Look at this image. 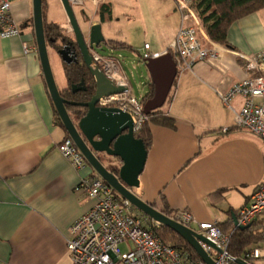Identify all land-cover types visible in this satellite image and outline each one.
Returning <instances> with one entry per match:
<instances>
[{
	"label": "crops",
	"instance_id": "obj_1",
	"mask_svg": "<svg viewBox=\"0 0 264 264\" xmlns=\"http://www.w3.org/2000/svg\"><path fill=\"white\" fill-rule=\"evenodd\" d=\"M9 1L21 32L0 37V264H70V228L96 202L79 183L82 177L99 175L88 163L76 169L58 151L65 131L54 123L31 22L32 0ZM87 1L94 9L87 11L90 23L100 22L106 41L115 40L107 34L113 12L107 22L98 16L97 3L110 0ZM146 11L148 52L169 51L180 24L174 0H151ZM55 23L66 28L69 22L64 15ZM226 40L215 42L217 57L177 72L160 109L173 126L149 124L152 140L134 193L160 211L191 213L193 227L217 221L228 225L229 233L238 210L262 180L264 141L235 124L234 112L221 96L253 74L245 68L246 56L264 49V8L232 22ZM23 42L29 51H24ZM148 79L139 98L147 91ZM243 101L235 95L230 104L239 110ZM113 161L119 166L118 158ZM262 218L257 217L255 225ZM255 247L264 254V245ZM251 263L264 264V255Z\"/></svg>",
	"mask_w": 264,
	"mask_h": 264
},
{
	"label": "built area",
	"instance_id": "obj_2",
	"mask_svg": "<svg viewBox=\"0 0 264 264\" xmlns=\"http://www.w3.org/2000/svg\"><path fill=\"white\" fill-rule=\"evenodd\" d=\"M74 1L82 3V0ZM70 2L72 4V0ZM174 2L180 14V24L170 52L179 72L190 69L196 61L217 57L218 48L201 27L191 0ZM20 32V25L10 14V1L0 0V37L17 36ZM148 47L145 43L144 49ZM23 48L25 52L29 51L26 42H23ZM91 54L106 76L124 87L122 92L101 98L100 105L115 106L127 112L136 133L148 120L141 98L132 94L115 58L93 50ZM150 56L149 52H144L142 59ZM245 68L253 74L234 83L221 98L233 110L235 124L264 141V49L246 56ZM112 70L116 71V76L109 73ZM235 95L244 98L239 110L230 104ZM57 149L76 169H84L88 165L69 136L59 142ZM79 186L88 196L95 197L96 202L70 228L71 235L67 240L70 264H206L200 258L184 256L163 242L153 231L154 223H158H149L128 200L117 197L115 190L100 176L82 177ZM259 216L264 217V174L248 203L238 210L237 223L248 225ZM170 217L201 233L215 246L202 243L214 264H240L239 260L252 264L254 259L264 255L263 249L258 247L248 250L241 257L232 254L229 251L230 233L223 232L217 221H201L193 227L195 219L187 211H175ZM120 244H124V250Z\"/></svg>",
	"mask_w": 264,
	"mask_h": 264
},
{
	"label": "water",
	"instance_id": "obj_3",
	"mask_svg": "<svg viewBox=\"0 0 264 264\" xmlns=\"http://www.w3.org/2000/svg\"><path fill=\"white\" fill-rule=\"evenodd\" d=\"M60 3L73 32L82 61L93 77L95 86L93 95L85 102L68 101L60 95L52 72L44 36L42 0H32L34 36L43 78L53 106L67 134L91 168L121 197L128 200L132 206L153 222L166 225L176 232L193 248L204 263L214 264L202 243L214 248L215 246L204 235L175 221L134 193V189L139 187V175L145 164L147 149L143 141L135 136L132 120L127 112L115 106H105L99 103L101 98L124 90L123 86L106 76L92 57V50L97 52V49L105 45L106 39L101 30V23L94 22L91 24L89 22L83 29L77 20L70 0H60ZM57 53L63 62L70 63L73 61V56L69 54L66 48L58 49ZM143 61L154 87L153 95L143 102V111L148 114L164 105L177 76V66L170 51L152 55ZM81 83L72 84V91L83 89ZM66 103L85 107L86 111L77 124L71 120L65 108ZM99 153H105L108 157L119 159L120 165L117 173L107 169L99 159L97 155ZM233 222L235 227H243L237 223V219H234ZM239 263L250 264L243 260H239Z\"/></svg>",
	"mask_w": 264,
	"mask_h": 264
},
{
	"label": "trees",
	"instance_id": "obj_4",
	"mask_svg": "<svg viewBox=\"0 0 264 264\" xmlns=\"http://www.w3.org/2000/svg\"><path fill=\"white\" fill-rule=\"evenodd\" d=\"M193 8L195 9L199 23L209 38L220 44H227L226 35L227 29L230 24L238 18L247 15L251 12L264 8V0H191ZM42 11H43V29L44 36L48 46L57 50V43L61 48H68V52L73 56V61L65 63L61 60L65 84L63 89L59 88L60 95L68 100L74 102H85L88 101L94 93L95 86L93 77L90 75L88 68L84 64L81 58V54L76 45L75 39L72 36L64 34L59 25L55 22L47 21L45 17V0H42ZM84 11V10H82ZM86 14L85 11L83 13ZM87 14L85 19H87ZM98 16L101 22H107L112 19L111 3L103 2L98 5ZM31 22H33L31 20ZM26 24V23H24ZM106 46L112 49L127 48L129 45L125 42L107 40L105 41ZM170 51V49H169ZM83 81V82H82ZM82 82V83H81ZM81 83L84 88L81 90L72 91L71 85ZM154 87L150 78L147 81V91L141 97L142 102L146 101L153 95ZM169 95V94H168ZM168 98V97H167ZM167 100V99H166ZM53 105V104H52ZM65 108L73 121L77 124L78 120L84 115L86 109L82 106L72 105L70 103L65 104ZM54 123L65 131V136H69L56 112L54 106ZM155 109L148 113V120L143 127L135 133L137 138L143 141L145 148L147 149L151 143L152 137L149 129V124L157 123L163 126H173L172 118L165 115L161 110ZM102 163H104L102 157L97 154ZM110 171L117 173L118 165L111 162L105 165ZM115 195L120 197L116 192ZM213 199L214 195H210ZM168 216H171V211L166 208L162 210ZM140 214L149 223H154L145 214ZM259 221V225H255L256 221L251 222L248 225H244L242 228L234 227L230 233L229 251L237 257H241L245 252L255 248L256 245L261 243L264 245V218ZM219 224V223H218ZM225 224V223H223ZM223 232H227L228 225H220ZM153 231L155 234L168 245L176 248L184 256L190 259H198V255L193 248L176 232L168 228L166 225L155 224L153 225Z\"/></svg>",
	"mask_w": 264,
	"mask_h": 264
},
{
	"label": "rangeland",
	"instance_id": "obj_5",
	"mask_svg": "<svg viewBox=\"0 0 264 264\" xmlns=\"http://www.w3.org/2000/svg\"><path fill=\"white\" fill-rule=\"evenodd\" d=\"M81 1V0H80ZM151 0H110L109 2L113 6V19L109 24V34L111 38L117 41H125L129 47L112 49L102 45L97 52L103 56H113L118 63L120 70L127 78L132 94L136 97L141 96L145 92L144 81L148 78V72L144 65L142 55L144 52H148V49H144V42L149 41V22L146 14L148 5ZM100 3L98 2L97 5ZM72 7L78 22L81 27L86 28L84 22H90L91 18L89 15L94 10L91 2L82 0V3L75 2L72 0ZM87 14L85 19L84 11ZM88 11V12H87ZM65 12L58 0H45V17L47 21L57 22L63 19ZM66 28H60V30L68 35L72 36L73 32L70 28L69 23L65 26ZM57 49L61 48L58 46ZM49 60L52 68V72L59 88L63 89L64 75L63 66L59 58L56 49L48 46ZM115 75V74H114ZM166 105V104H165ZM164 105V107H165ZM105 164L109 162L114 163L113 159L106 156L105 153H99ZM117 165V163H114ZM120 165V164H119ZM260 245H263L262 243ZM121 249L124 250V244H120Z\"/></svg>",
	"mask_w": 264,
	"mask_h": 264
},
{
	"label": "bare ground",
	"instance_id": "obj_6",
	"mask_svg": "<svg viewBox=\"0 0 264 264\" xmlns=\"http://www.w3.org/2000/svg\"><path fill=\"white\" fill-rule=\"evenodd\" d=\"M77 1H78V0H77ZM114 72H116V71H115V70H112V71H110L109 73L114 75ZM116 75H117V73H116ZM114 76H115V75H114Z\"/></svg>",
	"mask_w": 264,
	"mask_h": 264
},
{
	"label": "flooded vegetation",
	"instance_id": "obj_7",
	"mask_svg": "<svg viewBox=\"0 0 264 264\" xmlns=\"http://www.w3.org/2000/svg\"><path fill=\"white\" fill-rule=\"evenodd\" d=\"M60 49V48H59ZM68 49V48H67ZM57 51H58V49H57ZM115 76H116V74H115ZM79 84V83H78ZM79 86V85H78Z\"/></svg>",
	"mask_w": 264,
	"mask_h": 264
}]
</instances>
